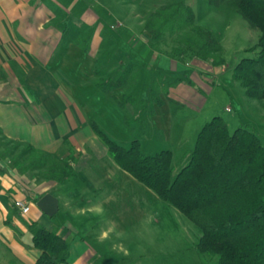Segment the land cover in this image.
I'll list each match as a JSON object with an SVG mask.
<instances>
[{
  "label": "crops",
  "instance_id": "obj_1",
  "mask_svg": "<svg viewBox=\"0 0 264 264\" xmlns=\"http://www.w3.org/2000/svg\"><path fill=\"white\" fill-rule=\"evenodd\" d=\"M99 1L94 5L88 0H0V264L35 262L39 251L31 246L27 228L31 222L69 243L67 264H92L111 234L143 218L144 201L153 205L162 201L98 143L91 125L96 118L86 94L100 89L97 82L103 83V77L115 80L124 72L123 84L100 90L116 100L131 93L128 87L138 69L139 49L143 61H156L157 69L195 67L204 75L211 68L200 58L184 62L155 49L146 31H132L134 26L128 53H123L124 42L111 32L113 26L105 24L118 14ZM178 78L180 83H168L166 92L161 87V102L153 99L147 109L161 107L168 99L179 103L180 94L189 90L181 84L188 76ZM29 145L43 155H73V171L57 182L45 177L44 164L20 170L13 160L27 155ZM46 193L57 199L52 215L37 206ZM16 200L28 203L26 214H21Z\"/></svg>",
  "mask_w": 264,
  "mask_h": 264
},
{
  "label": "trees",
  "instance_id": "obj_2",
  "mask_svg": "<svg viewBox=\"0 0 264 264\" xmlns=\"http://www.w3.org/2000/svg\"><path fill=\"white\" fill-rule=\"evenodd\" d=\"M222 1L209 0L213 5ZM234 1L239 13L259 34L252 46L256 48L255 55L241 57L232 68V77L249 97L262 100L264 0ZM142 29L151 41L160 40L167 32L179 34L184 47L173 49L178 54L189 53L209 60L213 66L223 62L221 43L210 29L195 21L192 7L183 0L148 11ZM125 79L124 72L115 80L108 78L106 83L97 82V85L108 91L123 84ZM153 98L161 102L157 95ZM134 100L132 97L131 101ZM91 125L120 168L199 227L201 235L194 245L199 256L216 257V264H264V146L255 131L242 124L230 132L226 119L213 115L198 130L187 164L172 176L170 150L143 153L138 139L125 147L95 120H91ZM26 152L27 165L13 160L20 170L33 164L46 165L43 158L37 159V155H42L55 162L46 169L47 179L63 182L73 171L71 154L60 158L53 155L54 158L30 145ZM27 228L31 246L39 251L33 264H67L70 246L64 238L36 222L27 223Z\"/></svg>",
  "mask_w": 264,
  "mask_h": 264
},
{
  "label": "rangeland",
  "instance_id": "obj_3",
  "mask_svg": "<svg viewBox=\"0 0 264 264\" xmlns=\"http://www.w3.org/2000/svg\"><path fill=\"white\" fill-rule=\"evenodd\" d=\"M88 1L94 5L100 3L99 0ZM101 1L118 14L117 18L111 16L105 24L107 27L113 26L109 28L124 42L120 44V50L127 54V42L133 36L132 31L142 30L146 13L175 0ZM183 1L192 7L195 21L210 29L221 43V64L213 66L209 60L200 58L208 62L209 69L211 68L204 75L197 72L195 67L185 66L182 70L175 71L166 65V68L157 69L156 61H143L142 51L139 49L135 51L139 54L135 61L138 69L128 87L131 93H125L117 100L113 97L108 99L107 94L100 89L86 94L93 117L114 141L129 147L136 138L143 153L170 150L172 176L187 164L200 127L216 114L226 119L230 132L239 125H246L257 133L264 146V99L249 97L239 81L232 77V68L241 57L255 55L256 48L252 46L257 42L259 30L252 27L239 13L234 0H223L218 5L211 4L209 0ZM132 27L133 30L130 31ZM149 40L155 49L176 56L184 62L192 63L197 58L189 53L178 54L173 50L177 46L184 47L179 34L167 32L158 41ZM178 77L186 79L187 81L181 82L182 86L193 92L180 94L179 103L168 99L161 107L157 104L151 111L147 109V104L154 99L153 96L161 95V87L166 92L168 83H180L177 82L180 79ZM108 78L103 77L102 82L106 83ZM200 78L203 83H200ZM158 79L163 81L160 80L159 83ZM154 83L156 84L153 86ZM124 87L127 89V85ZM148 87L152 88L145 94ZM132 97L135 98L134 101H131ZM141 98L146 101H141ZM98 143L104 144L100 136ZM18 154H21L19 149L16 155ZM27 158L28 154L22 158L15 157V161L27 165ZM40 158L47 162L46 168L55 163L49 156L46 160V156L37 155V159ZM143 205L146 211L143 218L126 225L128 229L125 231L118 230L111 234V238L104 241L107 248L101 250L92 260V264L217 263L216 257H201L197 254L194 245L201 230L185 215L165 201H160L158 205L144 201Z\"/></svg>",
  "mask_w": 264,
  "mask_h": 264
},
{
  "label": "water",
  "instance_id": "obj_4",
  "mask_svg": "<svg viewBox=\"0 0 264 264\" xmlns=\"http://www.w3.org/2000/svg\"><path fill=\"white\" fill-rule=\"evenodd\" d=\"M57 204V199L49 193H46L37 201V206L47 215L56 212Z\"/></svg>",
  "mask_w": 264,
  "mask_h": 264
},
{
  "label": "built area",
  "instance_id": "obj_5",
  "mask_svg": "<svg viewBox=\"0 0 264 264\" xmlns=\"http://www.w3.org/2000/svg\"><path fill=\"white\" fill-rule=\"evenodd\" d=\"M15 204L17 208L20 210L21 214L27 213L29 209V205L25 200H16Z\"/></svg>",
  "mask_w": 264,
  "mask_h": 264
}]
</instances>
